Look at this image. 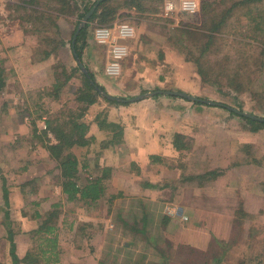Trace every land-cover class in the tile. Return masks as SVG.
<instances>
[{"label": "rangeland", "instance_id": "1", "mask_svg": "<svg viewBox=\"0 0 264 264\" xmlns=\"http://www.w3.org/2000/svg\"><path fill=\"white\" fill-rule=\"evenodd\" d=\"M40 1L46 6L39 5L35 8L36 12L33 9L34 13L29 10V7H26L28 10H25L22 7L24 3L22 6L20 5L22 0H4L0 3L2 9L0 11V63L5 71L6 83L0 97V208L5 207L4 200L1 199V189H3L1 173L8 178L7 186L10 191L19 189L22 183L28 181H32L30 186L36 188L33 191L31 187H28L29 189L23 190L24 192L14 193L10 197L13 202L10 208V218L16 232L15 242L18 246V254L23 255L27 249L38 244L39 241L32 240V233L36 232L47 213L55 210V205H59L57 208H59L60 219L56 236L61 260L58 264H141L140 257L144 253L137 250L144 252L145 246L152 249L156 245L160 247L155 248L157 254L162 249L160 254L167 257V264L170 262L172 264H180V262L181 264H204L205 261V264H212L210 260L215 253L220 256L225 255L222 264L264 262V198L258 197V190H251L255 187L254 184L262 185L264 183V126L252 131V125L232 110L249 114L257 118L253 120L264 123V91L261 86L264 84V70L256 75V82L252 88L253 93L248 90L236 92L233 89L211 85H203L201 90L191 89L187 92L184 87L177 88L173 83L160 79L162 75L171 70L168 65L163 68L164 71L161 69L159 74L152 72L153 76L148 78L146 84L131 85L130 90L123 91L124 83L122 81L125 82L124 79H128V76H131L139 66H144L145 61L141 59L142 56H146L150 62L158 61L161 65L166 61L165 51L177 53L185 61L186 59L195 60L198 52L192 51L191 53L189 43L186 44L188 45L187 49L178 48L171 40V36L177 27L197 31L202 26L203 18L201 12L195 16L176 14L173 18L166 17L165 0L141 1L146 10L143 12L134 9L120 10L119 15H124L125 18L118 22L132 24L137 33L140 30V38L136 39L135 36L130 41L129 54L123 62L122 74L117 78H109L106 75L109 80L101 86L107 95L129 101L140 95L153 92H179L202 101L224 105L206 103L200 105L183 98L192 105L188 115L189 120L183 125L192 130H189V134L184 136L185 139H182V144L189 150H184L181 156L175 151L167 153L169 159L166 158L164 166H176L180 163L179 168L177 165L175 168L163 169L164 171L159 173L155 171L158 177L166 179L174 175L180 176L181 169L185 164H188V167L184 168L183 172L185 170L187 178L215 170L223 172L217 181H209L205 184L202 197L204 200L198 196L196 184L186 183L182 189L189 191V194L186 197L179 194V198L175 199V202L180 207L187 206L184 207V212L186 211V215L195 221L197 220L194 215L197 210L201 211L203 203H208L213 211L221 210L220 213L226 215L221 216L222 220L232 219L228 226V232L225 234V241H231L232 248L221 255L222 249H218L216 245L213 247V240L212 247L207 250L209 256L205 258L199 256L198 252L190 251L192 248L183 251V255L180 256V248L176 246L175 242L162 241L163 234H160L159 231L154 233L157 234L154 244L153 239L144 231L135 233L132 230V227H138V225L146 229L151 224L149 219L142 221V224L135 222L137 217L133 215L132 211L134 201L123 195L117 199L112 198V195L120 193L118 192L120 184H117L116 176L126 172L128 166L131 165L132 158L127 152V144L123 141V137L122 141L112 138L116 133L113 131L115 127L110 126L107 130L103 129L111 123L117 124L121 127L120 129H123L129 122L128 119L125 120V111L128 110V105L136 102L124 103L128 105L114 104L102 97L90 107L82 119L90 126L88 139L91 138L92 141L87 147L74 148L73 153L78 157L82 166H87L84 171H91L94 176H102L108 170V179L104 181L105 194L101 200L70 202L63 194L58 180L60 177L58 163L50 158L46 149L40 146L41 143L35 136V133L42 135L45 129L44 121L39 119L40 115L49 116V114L39 112L37 105L46 103L55 117L59 116L60 111L65 112L62 113L63 121L68 120L67 113L70 110L78 112L79 107H82L75 102L76 91L83 84L80 74L68 83V93L63 94L59 100L55 101L52 97H45L54 92L52 87L57 78L64 81L65 76L61 77L62 70L60 68L68 69L69 72L77 66L80 67L72 52L74 41L72 35L76 29L78 14L60 17L57 21L60 33L56 34V29L47 19L38 20V18L55 16L57 13L52 9L57 5L47 4L46 0ZM203 1L213 2L215 0ZM78 4L81 10H77L76 13H81L83 5L80 1ZM256 7L258 10L264 11V2L258 3ZM241 22V24H235L236 27L231 30V34L227 38H223L225 41L219 44L221 52L215 57L218 59L224 55H230L235 61L234 64L232 61L231 68L235 69L238 64L236 58L240 53L241 69L243 70L246 66L243 58L251 54L258 55L264 46V33L254 32L255 25L249 24L245 16H241ZM42 25L44 27L41 29ZM98 26L97 22H93L89 26L88 47L84 50L81 61L89 69L97 71L96 73L104 74L109 59L108 47L97 44L94 39V30ZM39 29L41 31L37 32ZM238 29H243L241 30L243 36L234 41L235 34L239 35ZM49 39L57 43L62 41L64 45L49 44L47 42ZM135 39L139 40L141 45H137L134 42ZM239 39L251 46L236 44ZM48 52L51 55L46 57ZM150 62L146 61V64L150 66L148 68L155 69V66ZM191 64L196 68L194 63ZM57 73L60 77H57ZM33 75H35L34 78ZM157 89L160 90L157 91ZM158 96L156 94L151 98ZM192 108L198 110L193 111ZM104 121L107 122V125H104L105 127L102 129L100 126ZM195 128L198 130L196 133H194ZM35 129L39 131L36 132ZM45 139L57 144L51 133ZM114 141L117 142L115 146L112 145ZM171 141L172 144L175 143V136H172ZM115 150L117 152H113ZM140 155H143L144 159L140 163L148 164L149 155L145 156L143 152ZM40 159L43 163L34 164ZM100 163L102 164L100 165ZM234 163H236L233 168L234 175L226 174V167L233 166ZM25 167H32V169L26 173L20 171ZM132 168H134V172L137 171L136 167ZM111 169H115L114 174ZM231 178L236 182L229 184ZM232 186L236 188L237 195L227 192V188ZM245 188L248 191H245ZM215 189L217 190L215 191ZM239 203H241L240 207L244 212L240 210L239 216L236 214L232 218L231 210L235 206L238 209ZM250 204L253 211L260 209V212L246 214L245 209ZM37 213L42 218H36ZM3 217L1 211L0 219ZM176 223L175 231L180 229L177 226L178 222ZM214 225L212 226L214 227ZM210 229L212 231L211 226L208 227V232H201L199 237L212 234ZM5 230L8 229L0 225V264L12 262L9 250L10 242L4 237ZM183 230V233L189 236L186 229ZM135 235L142 239L135 241ZM38 237L43 236L38 235ZM147 237H149L148 240ZM199 242L204 246L206 239L202 238V241ZM211 252L214 255H211ZM178 257L180 260L189 261L184 263L178 260Z\"/></svg>", "mask_w": 264, "mask_h": 264}, {"label": "trees", "instance_id": "2", "mask_svg": "<svg viewBox=\"0 0 264 264\" xmlns=\"http://www.w3.org/2000/svg\"><path fill=\"white\" fill-rule=\"evenodd\" d=\"M47 4H54L57 7L53 8L52 11L56 12L55 16L51 17H39L38 20L47 19L53 28L56 29V34L60 33V26L58 25V19L63 16L77 15V25L72 36L75 35L79 22L84 19V17L92 10V8L100 0H46ZM83 5L82 12L76 13L77 10H81L78 6V2ZM141 1L147 0H104L100 2L97 6L95 12L90 18L87 25H85L79 32L76 43L72 47V52L74 57L83 60L84 50L88 47V29L91 23L97 22L99 26H111L118 18L120 10L122 9H134L136 11H146L144 8V3L142 5ZM158 1V0H153ZM264 0H215L213 2H207L202 0V26L197 31H192L190 28H175L171 40L174 45L178 48L187 49L186 45L189 43L191 53L192 51L198 52L195 60L186 59V62L194 63L196 66V72L203 85L218 86L221 88L233 89L236 92H244L248 90L253 93L254 84L256 80V75L264 70V46L261 48L258 55L251 54L250 56H245L243 60L246 62L244 69H241L240 63V53L236 58L238 64L237 67L231 68L234 64V59L230 55H224L216 59L215 55L220 53V43L225 41L223 38H227L230 35L231 30L236 27L235 24H241V16H245L248 19L249 24H254V32L264 33V11L257 9L256 5L262 3ZM24 5L22 6V4ZM20 5L28 10L29 7L31 12H36V7L46 6L40 0H22ZM25 6V7H24ZM34 13V12H33ZM44 27L42 25L41 29ZM39 29L37 32H40ZM47 27L45 26V30ZM241 30L238 29L239 35L235 34L234 41L243 36ZM263 30V31H262ZM49 44L57 43L53 40L47 41ZM236 44L243 46H251L244 40H237ZM64 42L57 43V46H63ZM242 46V47H243ZM182 47V48H181ZM51 55L50 52L46 54V57ZM233 61V64H232ZM87 74L83 73L81 68L71 69L69 72L63 67L60 68L61 77L65 76L64 81L57 78L56 83L53 85L54 92L45 97H52L53 100L57 101L63 94L68 93V83H70L78 74L82 78V87L76 91L75 102L82 107H79L78 112L70 110L67 115L68 120H62V113L60 111L59 116L55 117V114L50 112V109L46 106V103H40L37 105V109L41 113H45L49 116L40 115L39 119L43 120L46 126L42 135H37L36 138L41 143L40 146L48 152L51 159H54L58 163V169L60 170L59 186L62 189L63 194H65L70 202H75L77 200L97 202L105 194L104 181L108 179V170L102 176H94L91 171H84L87 166H82L78 157L73 153V149L76 147H87L90 145L92 139H88V133L90 131L89 124L82 121L86 116L90 107L95 105L100 98H104L110 103L128 105L124 103H118L116 101L109 100L107 97L102 96L101 92L105 93V89L97 82L94 72L91 71L86 65ZM243 71H245L243 73ZM4 69L0 63V97L3 89L6 86L4 79ZM57 77H60L57 73ZM264 91V84L261 85ZM160 89H157L159 91ZM161 95V94H158ZM43 96V95H42ZM41 97V96H40ZM172 97V96H171ZM42 98V97H41ZM173 98H181L173 96ZM43 99V98H42ZM183 99V98H181ZM195 104L202 105L203 103L193 102ZM77 112V113H76ZM234 113V112H233ZM240 117L245 118L251 125L252 131L260 129L263 127L264 123L260 121L253 120L252 118L246 117L239 114ZM107 125L104 121L101 123V128L103 129ZM35 126V123H34ZM115 127L113 131L116 133L112 137L113 139H119L122 141L123 129L117 124H109L103 130L109 129V127ZM35 131H39L36 130ZM51 133L54 136L57 144L52 143L45 137ZM182 139H185L183 135H175L174 146L177 150H183L185 147L182 144ZM46 140L47 142H43ZM117 144L116 141L112 143L113 146ZM14 148V147H13ZM15 149V148H14ZM4 154V153H3ZM5 155V154H4ZM156 157H152L151 160H156ZM40 162V163H39ZM41 164L42 159L35 161L34 164ZM32 167H25L20 169V171L26 173ZM18 171V170H17ZM16 173H20L17 172ZM223 175L222 171H211L203 175H197L193 179L197 178L201 180L200 185L205 184L208 181L216 180ZM1 178L3 180V196L5 207L0 208V212H3V219H0V225L5 227L4 237L10 242V257L13 264H58L61 260V253L57 249V236L56 232L59 228V205H55L56 208L53 211L47 213L43 222L40 224L36 232L32 233V240L38 242L35 247L28 249L27 253L23 258H20L17 253V244L15 242V228L12 226V220L10 218V208L13 205L10 197L14 193H21L23 190H27L31 187V190L35 191L36 188L30 186L32 181L24 182L21 184L19 189L10 191L7 183L8 178L1 173ZM29 187V188H28ZM23 191V192H24ZM36 218H42L39 213L36 214ZM42 235L43 237H38ZM215 238V239H214ZM205 249H195L189 248L190 251L199 253L198 255L203 258L209 256L208 251L212 247V242L214 240L213 247L216 245L218 249H222L221 255H223L227 250L232 247L231 241H225V238L214 237ZM211 255H214L211 252ZM262 257V256H260ZM259 257V258H260ZM201 258V257H200ZM225 259V255L220 256L219 254L213 256L210 260L212 264H222ZM205 261V259H204ZM206 263V261H205ZM204 263V264H205ZM264 262L259 261L257 264H263ZM210 264V263H209Z\"/></svg>", "mask_w": 264, "mask_h": 264}, {"label": "crops", "instance_id": "3", "mask_svg": "<svg viewBox=\"0 0 264 264\" xmlns=\"http://www.w3.org/2000/svg\"><path fill=\"white\" fill-rule=\"evenodd\" d=\"M124 18V15H119L117 21H122L121 19ZM135 36L136 39L140 38V30L138 33L136 32ZM136 39L134 42H136L137 45H141L139 40L136 41ZM165 56L166 61H164L162 65L158 61L150 62L148 59H146V56H142L141 59L145 61L143 64L144 66H139L138 69H135L131 76H128V79H124L125 82L122 81V83H124L123 91L130 90L131 85L146 84L148 82V78H152V72L159 74L161 69L164 71L163 68L166 65L170 66L169 68L171 70L169 69L170 71L167 74L164 73L165 75H162L160 79L173 83L177 88L184 87V90L187 92L191 91V89L201 90L203 84L196 72V68L191 63L186 62L185 59L180 57V55L177 53L170 51H165ZM146 61L152 63L155 66V69H149L148 67L150 66L146 64ZM91 71L95 73L96 80L100 85H104V83L109 80L106 77L105 72L104 74H99L96 73L97 71ZM34 76L35 75L32 77L34 78ZM170 96L171 95L168 96L162 94L154 98L147 97L140 102L128 105V110L125 111V120L128 119L129 122H127L123 128V141L125 144H127V152H129L132 162L131 165L128 166L126 172L116 176L117 184H120L118 191L120 193L117 192L118 194L112 195V198L117 199L123 195L134 201L132 211L134 213L133 215L137 217L135 222L142 224V221L149 219L151 224L146 229H143L138 224V227H132V230L135 233L144 231L149 235L150 238L153 239L152 241L155 244V236L157 234L154 233L155 231H159L160 234H163L161 236V239H163L162 241L168 240L175 242L176 246L180 248L179 255L181 256L183 255V251L188 250L189 248H195L198 250L205 249L214 237L219 239L225 238V234L228 232V226L232 219L229 218L227 220H222L223 218H221V216L226 215H222L220 213L221 210L213 211L211 210L212 207L210 208L208 203H203L201 205V211L197 210L196 214L194 215L195 219L197 220L195 221L186 215V211L184 212V207L187 206L180 207L178 204H176L175 199L179 198V194L184 195L185 197L189 194V191L182 189V186L186 183L196 184L198 196L203 199L202 197L204 194V187H206L205 184L207 182L200 185L201 180H198L197 178L193 179L195 176L190 178L185 177L186 172L185 170L183 172V169H186L188 164L183 165L180 176L174 175L166 179L164 177L160 178L156 175V173H159L163 169L165 170L167 168H175L177 165L179 168L180 163H178L176 166H164V163H166V158L169 159V155H167V153H173L175 151V153H178L179 156H181V154L184 153V150H189V148L177 150L174 144H172L171 138L176 134L187 136V134H189V130H192L183 126L184 123L189 120L188 115L192 105L187 103V101L184 99L170 98ZM192 109L193 111L198 110L194 108ZM197 131L198 130L195 128L194 133ZM191 134H193V131H191ZM113 152L117 151L115 150ZM141 152H143L145 156L146 154L149 155L148 158H150V161L148 164L140 163L144 161L143 155H140ZM121 155H123L122 152ZM152 157H156L157 159L153 161L151 160ZM100 161H102V158H100ZM102 163H100V165ZM234 166H236V163H234L233 166L228 165V167H226L227 170H225V173L228 175H234ZM132 167H136L137 171L134 172V168ZM111 170L113 171L112 174H114L115 169ZM211 181H217V179ZM231 182H236V180L231 178L229 179L228 183L230 184ZM254 186L255 187L251 190H258V197L264 198V194L262 195V193H264V183H262V185L254 184ZM245 189V191H248L247 188ZM216 190L217 189H215V191ZM1 191V199L4 200L3 189H1ZM227 192L229 194L237 195V190L234 186L227 188ZM180 200H182V198H180ZM240 204L241 203H239L238 209L237 206H235L231 210L232 218H234L236 214L239 216L240 210L243 211V208L240 207ZM245 210L246 214H256L257 212H260V209L258 211H253L251 204L249 207H246ZM176 222H178L177 226L180 228L177 231H175L177 228ZM212 225H214V227ZM209 226L212 227V231L211 229L209 230L212 232V234H207L206 237H199L201 232H208ZM183 229H186L187 233H189V236L183 233ZM215 232H221L223 234L221 235ZM149 237H147V240ZM202 238L206 239V244L204 246H202V243L199 242L202 241ZM138 239L142 238L135 235L134 240L137 241ZM155 248L160 247L156 245L150 249V247L145 246L144 252L137 250L140 253H144L142 257H140L141 264H167V257L160 254L162 249H160L159 254H157ZM27 251L28 249L23 255L18 254L19 257L23 258ZM178 260H180L179 257ZM180 261L186 263L189 260L185 259ZM10 264L13 263L11 262ZM170 264L172 263L170 262Z\"/></svg>", "mask_w": 264, "mask_h": 264}, {"label": "built area", "instance_id": "4", "mask_svg": "<svg viewBox=\"0 0 264 264\" xmlns=\"http://www.w3.org/2000/svg\"><path fill=\"white\" fill-rule=\"evenodd\" d=\"M4 0H0L2 3ZM202 0H166L165 16L173 18L176 14L195 16L200 14ZM0 11L1 5H0ZM135 27L129 22H115L111 26H98L94 30L97 44L108 47V63L105 74L109 78H117L122 74L124 60L129 54V43L135 37ZM46 129V126L44 124Z\"/></svg>", "mask_w": 264, "mask_h": 264}, {"label": "water", "instance_id": "5", "mask_svg": "<svg viewBox=\"0 0 264 264\" xmlns=\"http://www.w3.org/2000/svg\"><path fill=\"white\" fill-rule=\"evenodd\" d=\"M102 1H104V0H100V1L97 2V4L92 8V10L86 15L85 19H84V20L81 22V24L79 25V27H78V29H77L75 35H74L73 45H75V43H76V39H77V36H78L79 32H80L81 29H82V28H83V27L89 22V19L91 18V16H92L93 13L95 12L97 6H98V5L100 4V2H102ZM78 62H79V65H80L82 71H83L84 73L87 74V73H88V72H87V69L85 68V66H84V64L82 63V61H81L80 59H78ZM101 94H102V96L107 97L108 99L116 100V101H119V102H122V103H126V102H137V101H141V100H143V99H145V98H147V97H151V96L156 95V94H166V95H171V96L182 97V98L188 99V100L193 101V102L206 103V104H209V105H219V106H224V105H221V104H218V103H215V102H211V101H209V102H207V101H202V100H200V99H198V98H196V97L189 96V95H187V94H185V93H179V92H153V93H148V94H146V95H140V96L135 97V98H133V99H131V100H129V101H128V100L123 101V100H120V99H116V98H114V97H111V96L107 95L106 93H103V92H101ZM232 110L235 111L237 114H241V115H244V116H246V117H250V118H252V119H257V118H255V117L249 115V114L240 113L239 111L234 110V109H232ZM258 120H261V119H258Z\"/></svg>", "mask_w": 264, "mask_h": 264}]
</instances>
